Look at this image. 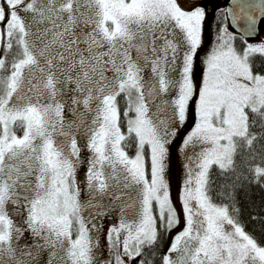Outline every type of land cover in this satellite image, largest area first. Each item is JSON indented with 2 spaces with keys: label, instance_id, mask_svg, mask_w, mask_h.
I'll use <instances>...</instances> for the list:
<instances>
[{
  "label": "snow or ice",
  "instance_id": "snow-or-ice-1",
  "mask_svg": "<svg viewBox=\"0 0 264 264\" xmlns=\"http://www.w3.org/2000/svg\"><path fill=\"white\" fill-rule=\"evenodd\" d=\"M253 187L264 0H0V264H151L163 233L159 264H264Z\"/></svg>",
  "mask_w": 264,
  "mask_h": 264
},
{
  "label": "rangeland",
  "instance_id": "rangeland-1",
  "mask_svg": "<svg viewBox=\"0 0 264 264\" xmlns=\"http://www.w3.org/2000/svg\"><path fill=\"white\" fill-rule=\"evenodd\" d=\"M189 2H193V0H189ZM203 2H208V0H203ZM208 11L209 13L213 11L212 3H208ZM211 19L212 17L211 15H209V18L205 24V31L203 37L204 44L203 47L200 50H198L197 60L194 65V76H198L202 74V69H203L202 60L211 45V41H212V28L210 25ZM191 126H194V106H192V111H190L189 122L185 127L181 128L180 130L181 133H183V135H186L187 131L190 130ZM182 139L183 136L180 135L174 140V150L170 151L169 159L166 161L167 164L166 178L170 181V188L174 199L177 198L179 195V192L182 187V180L184 178L183 165L186 163V161L184 159V153L179 150ZM82 155L86 157L87 153H83ZM85 170H86V166L80 168L78 172L79 179L81 180L83 179ZM105 228H107V225H105ZM101 241L103 243V237H101Z\"/></svg>",
  "mask_w": 264,
  "mask_h": 264
},
{
  "label": "trees",
  "instance_id": "trees-1",
  "mask_svg": "<svg viewBox=\"0 0 264 264\" xmlns=\"http://www.w3.org/2000/svg\"><path fill=\"white\" fill-rule=\"evenodd\" d=\"M210 25L212 28V19ZM239 207V222L246 226V231L253 234L259 241L264 242V189L253 187L250 198H245L241 193ZM253 216H256L257 219L253 220ZM169 242L170 234L163 233L158 242L159 250L155 251V257H153L152 251L148 252L147 259L151 261V264H159L160 252L167 250Z\"/></svg>",
  "mask_w": 264,
  "mask_h": 264
}]
</instances>
